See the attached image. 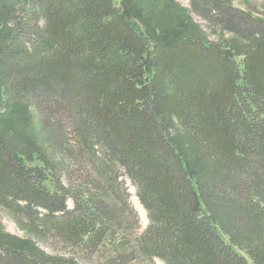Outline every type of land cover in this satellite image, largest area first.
<instances>
[{"label":"trees","instance_id":"1","mask_svg":"<svg viewBox=\"0 0 264 264\" xmlns=\"http://www.w3.org/2000/svg\"><path fill=\"white\" fill-rule=\"evenodd\" d=\"M191 3L232 40L174 0H0V206L36 237L109 264H264V18ZM22 244L0 264H76Z\"/></svg>","mask_w":264,"mask_h":264},{"label":"rangeland","instance_id":"2","mask_svg":"<svg viewBox=\"0 0 264 264\" xmlns=\"http://www.w3.org/2000/svg\"><path fill=\"white\" fill-rule=\"evenodd\" d=\"M231 7L241 11L243 13H250L252 16L257 18H264V1L263 0H228ZM182 9L187 10V15L191 18L192 22L197 25L199 31L202 34V37L208 42L217 43V44H225L232 40V36L229 34H225L221 28L213 23H211L208 19L202 17L199 13H196L192 8L191 0H174ZM147 3L144 4L146 6ZM139 23V21H136ZM140 24V23H139ZM142 26V25H141ZM143 28V26H142ZM144 30V28H143ZM145 32V30H144ZM235 41H233L234 43ZM239 61L240 59L237 58ZM32 116L35 122V128L38 130L37 122L42 119V114L38 112V110H34L32 108ZM50 119V118H49ZM52 122V120H51ZM65 126L67 123L63 120ZM50 120H48L47 124L44 125L46 128L43 131V139L45 141V148L51 142L49 132L52 128H56L54 125H49ZM53 124V123H51ZM39 126V125H38ZM174 134V132H173ZM62 150V149H61ZM44 152L47 154L49 161L51 164L55 165V170L57 172V176L62 184L66 185L69 181V172L71 168V163L68 161L66 157V153H62L59 149H46ZM121 181L123 182L128 194H129V203L136 213L139 219V229L138 234L143 233L149 226V217L147 211L144 209L142 204L140 203L137 196V188L132 183V181L126 177L122 176ZM67 206L69 209L73 208V201L68 200ZM40 212H43L42 210ZM30 226L27 220L22 219V217L16 216L13 213L9 212L7 209L0 206V240L4 242V245L0 248L3 250L15 249L21 252H27L25 249L27 244L22 243H31L37 250L42 251L47 256L51 257H60L67 258L75 262L76 264H109L108 262V254L104 249H100L96 253H90L91 251H83L79 252L78 249H74L62 244V242L58 239L50 238V239H41L40 237H36L33 232L30 230ZM0 249V256L4 255ZM2 250V251H3ZM130 264H165L159 259H154L152 262H135Z\"/></svg>","mask_w":264,"mask_h":264}]
</instances>
